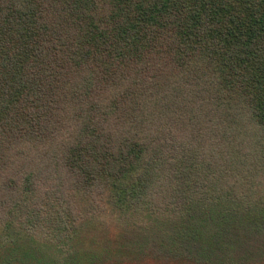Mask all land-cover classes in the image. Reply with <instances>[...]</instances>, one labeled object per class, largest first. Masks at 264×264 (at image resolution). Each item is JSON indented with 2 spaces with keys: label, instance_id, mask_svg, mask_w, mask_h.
<instances>
[{
  "label": "trees",
  "instance_id": "obj_1",
  "mask_svg": "<svg viewBox=\"0 0 264 264\" xmlns=\"http://www.w3.org/2000/svg\"><path fill=\"white\" fill-rule=\"evenodd\" d=\"M0 264H264V0H0Z\"/></svg>",
  "mask_w": 264,
  "mask_h": 264
}]
</instances>
